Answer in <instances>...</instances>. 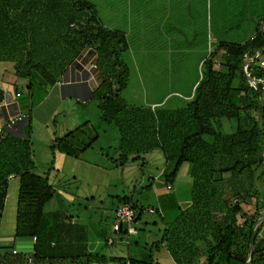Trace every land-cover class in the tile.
<instances>
[{
    "label": "trees",
    "instance_id": "trees-1",
    "mask_svg": "<svg viewBox=\"0 0 264 264\" xmlns=\"http://www.w3.org/2000/svg\"><path fill=\"white\" fill-rule=\"evenodd\" d=\"M62 1L81 15L76 17L70 13L66 18L53 19L52 14L65 12L63 7L59 9L57 0H0V59L15 60L14 75L26 80L29 102L28 122L23 126L22 136L4 131L0 138V222L9 180L18 178L14 236L18 240L35 238L33 253L3 252L0 253V264H150L92 254L88 250L85 225L73 223L58 211H43L44 205L53 198L54 190L47 176L35 173L30 111L47 95L45 86H53L65 67L76 65L83 48H91L96 55V67L91 71L99 80L93 99L97 101L100 119L105 124H114L121 145L127 134L122 123L124 113L135 112L140 115V121L146 116L143 109L130 107L126 111L127 105L121 97L128 75L122 58L128 48L124 34L103 27L90 3ZM44 15L53 19L51 28L42 25ZM263 25L264 22L243 43L220 41L209 55L206 53L200 62V77L193 94L183 107L161 110L157 117L148 113L152 124H157L155 136L166 164L174 162L172 170L165 176L166 185L173 182L182 164L192 165L191 206L204 207L208 211L199 220L192 216L193 222L183 225L190 229L184 236L193 241L199 237L206 239L207 234H211L215 243L214 264H247L253 227L264 211V205L255 207L253 216L249 217L239 204L230 201L232 195L243 196L244 177L251 174L253 166L263 162L264 122L260 125L252 115L258 111L257 101L264 104L261 101L264 67L259 65L261 59L264 60ZM216 57L221 59L219 69L215 67ZM261 108L264 113V106ZM222 118L236 120L232 134L213 130L212 121ZM85 124L59 141L63 142ZM204 135L212 136V142L207 143ZM122 159L126 160V157ZM230 183L231 193L227 189L218 190ZM119 204L130 205L140 212L135 221L144 210L136 203L132 204L130 197H120ZM154 211L158 214L156 209ZM215 211L220 213L219 219H216ZM201 230L205 231L202 236ZM258 233L259 230L249 264H264V236L259 238ZM176 237L172 244L171 229L167 228L157 244L171 248L174 264H191V256L183 258L182 254L190 255L193 245H186L184 238Z\"/></svg>",
    "mask_w": 264,
    "mask_h": 264
},
{
    "label": "rangeland",
    "instance_id": "rangeland-1",
    "mask_svg": "<svg viewBox=\"0 0 264 264\" xmlns=\"http://www.w3.org/2000/svg\"><path fill=\"white\" fill-rule=\"evenodd\" d=\"M84 1L93 6L98 19L100 17L103 23L109 24L107 29L124 34L128 48L123 52L122 58L128 75L121 97L127 105L126 111L130 107L143 109L146 116L145 120L140 121V115L135 112L124 113L122 123L127 134L124 145H121L117 128L114 124H105L100 119V111L94 99H90L85 107L78 102L61 106L57 111H53L49 121L45 118L54 109L51 100L33 115L30 114L32 160L38 175L47 176V173L53 171L51 168H54L58 160V147H75L77 144L79 147L81 143L90 142L88 138L95 134L99 136V140L92 146L93 153H100V148H103L110 158H116L114 163L107 162L110 170L103 171L105 181L102 185L79 184L80 187L76 188L70 178H56L53 185L54 196L44 205L43 211H58L69 217L73 223L85 225L88 230L89 252L97 253L106 259L130 256L144 263L173 264L175 257L173 260L171 248L157 244L164 230L170 228L172 244L178 236L181 240L185 239L186 245H193L190 255L182 254L183 258L191 256V264H214L216 258L212 254L215 243L211 234H207L206 239L199 237L193 241L190 240L191 237L184 236L185 231L190 229L188 225H183L192 223L194 218L199 220L208 211L204 207L198 209L191 206L192 165L182 164L170 184L171 188L167 189L165 176L172 170L174 162L166 164L155 136L154 126L156 128L157 124H152L148 113L157 117L161 110L183 107L193 94L200 77V62L206 53L209 55L220 41L243 43L264 22V0ZM57 2L59 9L63 7L65 12L52 14L53 19L66 18L70 13L76 17L81 15L62 0ZM44 16L41 18L45 19L42 25L51 28L53 19ZM7 54L11 55L12 52ZM81 56L75 66H78L83 78L89 77L92 72L90 65L94 64L96 55L91 48L86 47L83 48ZM214 60L215 67L219 69L221 59L216 57ZM14 65L15 60L0 59V89L4 84L8 86L7 91L12 99L25 108L28 97L25 86L14 85L19 79L14 75ZM259 65L264 67L263 59ZM22 80L24 79L18 81ZM90 81L96 82L97 86L99 84L96 78ZM15 87L22 92L20 97H15ZM261 101L264 103V92ZM257 103L258 111L252 112V115H255L262 125L264 113L261 106L264 104L260 101ZM87 121H90L87 127L81 132H75L68 138L67 144L61 145L59 140L64 135ZM212 127L215 132L232 134L236 129V120H213ZM203 139L207 143L213 140L212 136L208 135H204ZM121 146L123 148L119 152ZM124 156L126 160L122 159ZM98 162L101 163L100 160ZM101 180L100 176L98 181ZM230 185L231 183L218 190L227 189L231 193ZM243 185V196L232 195L230 201L239 204L243 211L252 217L255 207L261 208L264 205L263 162L262 165L252 167L251 174L244 177ZM79 190L82 193L90 191L93 197L87 200L79 198ZM15 191L16 185L12 183L4 223L10 220L8 213L12 209ZM123 194L131 196L134 203L139 202L160 212V215L144 213L138 224L132 228L136 234H130L128 240L120 236V233L113 232L117 196L122 197ZM214 213L216 219H219L220 213ZM238 221H241L240 218ZM258 230V237L261 238L264 236V222ZM204 232L201 230L200 235ZM14 248L13 242H0V253ZM128 253L131 254L127 255Z\"/></svg>",
    "mask_w": 264,
    "mask_h": 264
},
{
    "label": "crops",
    "instance_id": "crops-1",
    "mask_svg": "<svg viewBox=\"0 0 264 264\" xmlns=\"http://www.w3.org/2000/svg\"><path fill=\"white\" fill-rule=\"evenodd\" d=\"M99 21L103 27L108 28L109 24L103 23L100 20V17H99ZM77 67L75 65H68L67 67L63 69L62 74L59 75V77L57 78V81L55 82L53 86H45V89L47 90V95L41 102H39L34 108L31 109L32 110L30 112L31 115H33L38 109H41V107L44 106L50 100L51 102L53 101L52 107L54 109L48 114L47 118H45L47 119L46 121H49V118L51 117L53 111H57L61 106H64V105L67 106L71 104L72 102L81 103L83 107L87 106L88 104L87 102L90 99H93V92L97 87L96 82L90 81L91 79L92 80L95 79V77L93 73L91 72V75L89 77L83 78L81 76V71H79V68ZM18 80H20V78ZM18 80L15 82L14 85L22 84L24 87L26 84V80H22V81H18ZM7 87L8 86L4 84L2 85V88L0 89V92H1L0 95L2 94L0 97V127H4L8 116L10 115L14 116V115H18L21 113L26 114L27 107L29 104L28 102L25 105V108H22L21 106H19V104L12 99L11 94L9 93V91H7ZM17 89L18 88L15 89V97L17 93L19 94V97H20L22 95V92L18 91ZM27 122L28 120L21 123L22 129H23V126L27 124ZM89 123L90 121H87L86 124L84 123L85 125L81 128V130H79V132H81L85 127H87L86 125ZM21 124L17 125L16 129H10L13 135L22 136V133H21L22 129H20ZM5 131L10 132L8 129H6ZM68 138L64 140L63 142H61L62 143L61 145H64L65 143L67 144ZM88 140L89 141L91 140V141L88 142L87 144L81 143L79 144V147H78V144L75 147L71 145L63 146L62 149L58 147L59 150H58L57 163L54 166V168H51V170L53 171L47 173L48 181L50 184L54 185V181L58 177H60L58 180H62L63 178L68 180V178H70V180L74 183V186L76 188L80 187L79 184L86 185V186H95L101 183L103 184V182L105 181L104 172L110 170V166L107 165V162L114 163L116 158L114 159L110 158L109 155L104 152L103 148H100V153H97L98 155L93 153L92 146L97 142V140H99L98 135L95 134L93 137H89ZM118 150L119 152L121 151L120 147ZM99 160L101 163L98 162ZM100 176L102 180L98 181ZM107 180L109 181V179ZM12 183H15L16 191L13 196L12 209L10 210V213H8L10 220L8 219V221L4 223V220L6 218L7 201H8V195H7V198L4 204L1 222H0V237H15L14 233H15L16 206H17L18 187H19L18 178H11L9 180L8 194H9L10 185ZM79 191H80L79 198H85L87 200L89 199V197H93L90 194V191L83 192V193L81 190ZM120 197L121 196L119 197L117 196L118 205L120 202ZM122 197H128V198L130 197V202L134 204L131 196L123 194ZM135 203L144 209L153 208V207H148V206L145 207L143 204L139 202H135ZM156 210L158 211V209ZM144 213H147V212L143 211L141 216ZM157 213L158 215H160L159 211ZM114 218H115V211H114ZM140 218L137 219L134 223H132L129 226V228L132 229L133 227H135V225L138 224V221L140 220ZM87 233H88V230H87ZM134 234H136V232ZM119 235L123 236L126 240H128L130 234L127 232V227H124V231H121ZM15 240H18V239L15 238ZM87 245H89V242H87ZM130 254L131 253H128L127 255H130ZM113 258H122L125 261H127V259H133L130 256L128 258H124V257H113Z\"/></svg>",
    "mask_w": 264,
    "mask_h": 264
},
{
    "label": "built area",
    "instance_id": "built-area-1",
    "mask_svg": "<svg viewBox=\"0 0 264 264\" xmlns=\"http://www.w3.org/2000/svg\"><path fill=\"white\" fill-rule=\"evenodd\" d=\"M258 54V53H257ZM91 69L95 68V64L90 65ZM247 65H245L244 70L246 71ZM16 97H19V94H16ZM27 120V115L24 113L18 115H10L6 119L4 127H0V138L3 137V132L6 129H16V126L23 123ZM167 189H170V185H167ZM143 211L147 212L148 214H154L155 211L153 208H146ZM139 211L130 205L127 204H119L115 209V218L113 221V232L120 233L124 231V227H127V232L129 234H133L134 230L130 229L129 226L135 222V219L139 215ZM33 243L35 238L32 239ZM13 254H16L15 248L12 251Z\"/></svg>",
    "mask_w": 264,
    "mask_h": 264
},
{
    "label": "water",
    "instance_id": "water-1",
    "mask_svg": "<svg viewBox=\"0 0 264 264\" xmlns=\"http://www.w3.org/2000/svg\"><path fill=\"white\" fill-rule=\"evenodd\" d=\"M20 126H21L20 129H22V124ZM8 130L11 132L10 129H8ZM263 163H264V156H263ZM261 216H263V218H264V212L261 213L259 218L256 220L255 226L253 227V232H252L251 239H250V253H249L247 264H249V262L251 261V256H252L253 246H254V238H255V235L257 233L258 228L262 224V223L258 222V220L261 218ZM0 242H13L15 244V251L17 253H33L34 252V250H33V244L34 243L32 240H15V237H0ZM12 251H13V249L10 251L4 252V253H11Z\"/></svg>",
    "mask_w": 264,
    "mask_h": 264
},
{
    "label": "bare ground",
    "instance_id": "bare-ground-1",
    "mask_svg": "<svg viewBox=\"0 0 264 264\" xmlns=\"http://www.w3.org/2000/svg\"><path fill=\"white\" fill-rule=\"evenodd\" d=\"M263 215V214H262ZM258 222H260V223H263L264 222V218H263V216H261V218L258 220Z\"/></svg>",
    "mask_w": 264,
    "mask_h": 264
}]
</instances>
